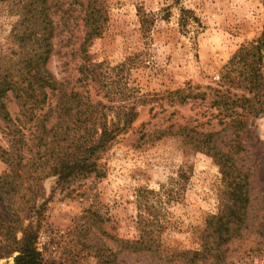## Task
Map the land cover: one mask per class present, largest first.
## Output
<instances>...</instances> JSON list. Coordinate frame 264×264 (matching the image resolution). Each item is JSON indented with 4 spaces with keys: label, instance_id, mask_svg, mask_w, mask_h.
<instances>
[{
    "label": "rangeland",
    "instance_id": "rangeland-1",
    "mask_svg": "<svg viewBox=\"0 0 264 264\" xmlns=\"http://www.w3.org/2000/svg\"><path fill=\"white\" fill-rule=\"evenodd\" d=\"M67 1L58 0L60 6H67ZM100 1L104 27L88 50L97 81L85 86V81L78 80L84 62L79 37L85 35L79 18L71 22L75 36L63 32L53 38L47 68L68 92L89 90L110 123L132 106L137 115L100 154V176L94 172L65 183L58 182L57 175H46L52 161H39L37 120L27 124V144L18 145L26 156L24 162L31 159L29 167L35 175L23 170L28 178L18 195L21 201L25 199L22 194L28 195L25 200L32 195V204H42L34 209L33 222L38 235L45 232L50 244L56 246L39 251L46 260L93 264L88 246L99 243L119 252L118 264H191L188 259L192 254L183 252L202 250L210 243L213 253L206 264H264V114L250 116L248 125L236 134L221 122L222 109L212 104V97H201L219 87L218 80L240 46L262 35L264 0ZM183 8L194 12L197 25L182 28ZM146 13L153 20L150 33H146ZM53 18L62 32L64 13ZM14 22L7 3L0 1L2 56H9L11 50L20 52L18 39L10 36ZM179 88L193 94L185 103H179L178 94L173 93ZM231 90L242 92L234 87ZM57 101L53 98L51 105L45 104L43 115L50 108L54 112ZM7 102L13 118L24 120L17 98L9 94ZM49 117L48 128L57 121L55 113ZM183 127L214 133L213 139L225 151L237 143L242 146L235 159L249 182L245 223L228 226L231 237L222 242L220 253L216 252L217 242L226 232L218 226L209 228V221L222 212L226 198L232 199L231 187H226L216 160L195 150L190 139L181 135ZM7 131L0 117V146L5 148L11 138ZM8 171L10 166L0 158V174ZM12 208L0 197L4 218L0 220V264L14 263L19 252H1L22 238L19 224L30 223L26 211H19L20 223L13 224L8 213ZM10 225L15 229L8 230ZM235 229L238 233H233ZM146 236L159 245L157 250L122 251L125 240Z\"/></svg>",
    "mask_w": 264,
    "mask_h": 264
},
{
    "label": "trees",
    "instance_id": "trees-1",
    "mask_svg": "<svg viewBox=\"0 0 264 264\" xmlns=\"http://www.w3.org/2000/svg\"><path fill=\"white\" fill-rule=\"evenodd\" d=\"M0 1L7 3L8 13L14 17V27L10 36H15L20 45V52L11 50L9 56H2L0 52V117L8 128L6 134L11 137L9 148L0 146V158L10 166V171L0 174V197L8 207L13 206L12 212L11 210L8 212L13 224L20 223L19 211H26L24 216L30 219L27 226L19 224L23 232L22 238L5 246L1 255L19 252L12 264H64L44 259L37 248L38 226L33 222V211L42 204H32L34 197L32 195L25 200L28 195L22 194L21 197L25 198L23 201L18 195L24 188L23 185L27 183L28 177L24 176L26 172L23 170H31L29 167L31 159L24 162L26 156L18 145L27 144L24 130L27 124L34 119L37 120L35 124L41 133L39 161L41 164L45 162L50 164L52 161L49 166L50 172L46 175H57L58 182L65 183L76 176L87 177L94 172H98L97 175L100 176L98 168L100 154L109 148L122 130L133 123L137 112L132 106L123 116L118 115L116 122L110 123L107 114L99 109L98 103L93 102L89 90L77 88L68 92L65 85L55 79L47 68L53 52V38L63 32H70L71 37L75 36L71 22L81 19L85 35L79 37L81 42L79 49L84 55V62L80 65L83 76L78 80L85 81V86H88L91 80L97 81V72L91 66L88 50L92 39L99 36L104 27V7L100 0H70L65 3L67 6H60L58 0ZM61 11L64 13L62 32L53 18L54 14ZM152 21L146 13V33H150ZM179 22L183 29H187L190 25H197L199 20L192 10L183 8ZM224 70L225 73L217 82L219 87L212 88L213 93L210 95L203 93L201 97H212V104L222 109L221 122L237 134L248 125L250 116L264 114V31L257 40L241 45ZM233 87L242 92L240 94L233 92L231 90ZM173 93L178 94L179 103L187 102L193 95L181 88ZM9 94L17 98L24 120L13 118L7 102ZM53 98H58L54 112L50 108L43 115L45 104L51 105ZM54 113L57 121L48 128L46 122L50 118L49 115L53 116ZM41 115L44 116L43 119ZM227 116L229 120H226ZM180 130L181 135L189 138V142L194 144L195 150L204 151L216 160L222 169L226 187H231L232 199L226 198L222 203L224 206L222 212L212 216L209 221V228L218 226V229L226 232L217 242L219 247L216 246V252H219L222 242H227L231 237L228 235L231 226H228L245 223L244 209L248 201L249 182L247 174L237 167L235 159V154L241 151L242 146L237 143L232 150L225 151L213 139L212 132H200L188 127ZM28 174L32 177L35 175L33 171ZM16 203L27 207L16 208ZM0 218L4 220L1 214ZM10 229L15 228L10 225L8 230ZM233 233H238V230L235 229ZM261 235L264 236V232H261ZM124 242L126 244L122 246V251L133 249L153 252L159 248V245L147 236L146 239ZM88 248L92 250L93 264H118L119 252H114L110 247L96 243ZM212 253L213 247H210V243L205 244L202 250L183 252L185 256L192 254L188 259L191 264H196L199 260L206 264ZM70 264H74V261Z\"/></svg>",
    "mask_w": 264,
    "mask_h": 264
},
{
    "label": "built area",
    "instance_id": "built-area-1",
    "mask_svg": "<svg viewBox=\"0 0 264 264\" xmlns=\"http://www.w3.org/2000/svg\"><path fill=\"white\" fill-rule=\"evenodd\" d=\"M36 245H37L38 250H42L44 246L51 247L52 249H56L55 245L50 244L48 240V236L45 232H42L40 233V235H38V241Z\"/></svg>",
    "mask_w": 264,
    "mask_h": 264
}]
</instances>
